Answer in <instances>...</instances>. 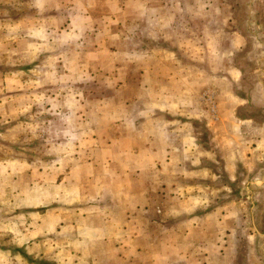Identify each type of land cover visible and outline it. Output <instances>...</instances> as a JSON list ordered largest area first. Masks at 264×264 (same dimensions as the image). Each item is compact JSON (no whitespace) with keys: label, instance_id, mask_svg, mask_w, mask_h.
Listing matches in <instances>:
<instances>
[{"label":"rangeland","instance_id":"1","mask_svg":"<svg viewBox=\"0 0 264 264\" xmlns=\"http://www.w3.org/2000/svg\"><path fill=\"white\" fill-rule=\"evenodd\" d=\"M0 264H264V0H0Z\"/></svg>","mask_w":264,"mask_h":264},{"label":"crops","instance_id":"2","mask_svg":"<svg viewBox=\"0 0 264 264\" xmlns=\"http://www.w3.org/2000/svg\"><path fill=\"white\" fill-rule=\"evenodd\" d=\"M168 148H170V145H168ZM173 148V147H172ZM169 159V158H168ZM171 161V159H170ZM75 163V162H74ZM170 165L171 163L168 162ZM82 216L78 221H76V225L74 226V230L78 231L79 235L86 237L87 239L90 240H100V239H105V237H102L104 229H106V226H90L87 222L88 217Z\"/></svg>","mask_w":264,"mask_h":264}]
</instances>
